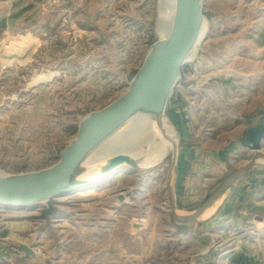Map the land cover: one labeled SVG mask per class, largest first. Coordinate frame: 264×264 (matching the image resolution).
Listing matches in <instances>:
<instances>
[{"label":"rangeland","instance_id":"rangeland-1","mask_svg":"<svg viewBox=\"0 0 264 264\" xmlns=\"http://www.w3.org/2000/svg\"><path fill=\"white\" fill-rule=\"evenodd\" d=\"M159 5L0 0L1 170L51 166L81 119L128 88L161 37ZM202 11L206 35L166 108L181 129L174 143L166 128L170 153L46 202L0 203V264H264V195L253 208L248 196L264 189V141L240 142L264 118V0Z\"/></svg>","mask_w":264,"mask_h":264},{"label":"water","instance_id":"water-1","mask_svg":"<svg viewBox=\"0 0 264 264\" xmlns=\"http://www.w3.org/2000/svg\"><path fill=\"white\" fill-rule=\"evenodd\" d=\"M206 21L202 0H176L175 14L168 36L155 40L128 88L108 105L86 114L78 124L77 135L59 153L51 166L18 174H0V203L31 206L86 186L112 171L128 166L138 169L144 158L124 147L114 151L99 165L96 177L84 178L92 171L86 164L90 155L106 145L110 137L140 113H149L158 125L166 119L180 137L166 108L182 67L197 49L199 34ZM264 141V118L248 127L240 138L242 145L257 150ZM24 249L32 252L27 246Z\"/></svg>","mask_w":264,"mask_h":264},{"label":"bare ground","instance_id":"bare-ground-1","mask_svg":"<svg viewBox=\"0 0 264 264\" xmlns=\"http://www.w3.org/2000/svg\"><path fill=\"white\" fill-rule=\"evenodd\" d=\"M159 4L158 32L161 37H166L174 18L176 0H159ZM207 29V23L204 21L198 42L205 37ZM131 121L132 119L129 120L130 123ZM132 122L134 123L131 127H129L130 125L125 126L126 128L120 127L116 132L118 136L114 140L90 155V158L86 160V164L90 165L93 169L90 173L85 174L84 178L96 177L99 165L116 147H124L131 154L142 156L144 160L141 166H148L154 163L170 151L171 143L168 142V136L166 135V128L168 126L166 119L163 120L162 125H158L149 113H140ZM122 128L123 130H121ZM1 173H3V170L0 169Z\"/></svg>","mask_w":264,"mask_h":264},{"label":"crops","instance_id":"crops-1","mask_svg":"<svg viewBox=\"0 0 264 264\" xmlns=\"http://www.w3.org/2000/svg\"><path fill=\"white\" fill-rule=\"evenodd\" d=\"M177 128L179 129V130H181L180 129V127L177 125ZM246 190H250V189H246ZM245 191V189H241V191L240 192H242V193H245L244 192ZM264 195V189L262 190V189H251L250 190V194H248V196H250L251 197V202H252V204H251V206H252V208H253V204L254 203H256V204H259L260 203V201H258V198H260V197H262ZM255 199H257V201H255ZM262 201V200H261ZM264 202V201H263ZM243 206V205H242ZM247 210L249 209V208H246Z\"/></svg>","mask_w":264,"mask_h":264},{"label":"built area","instance_id":"built-area-1","mask_svg":"<svg viewBox=\"0 0 264 264\" xmlns=\"http://www.w3.org/2000/svg\"><path fill=\"white\" fill-rule=\"evenodd\" d=\"M152 43H153V42H152ZM152 43H151V44L149 45V47L146 49V51H145V53H144V55H143V58H142L140 64L138 65V67L141 66V64H142V62H143V60H144L146 54L148 53V51H149V49H150V47H151V45H152ZM129 84H130V81H128V85H129Z\"/></svg>","mask_w":264,"mask_h":264}]
</instances>
